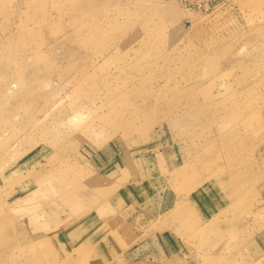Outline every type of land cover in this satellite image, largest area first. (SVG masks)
I'll return each instance as SVG.
<instances>
[{"label": "rangeland", "instance_id": "374dc122", "mask_svg": "<svg viewBox=\"0 0 264 264\" xmlns=\"http://www.w3.org/2000/svg\"><path fill=\"white\" fill-rule=\"evenodd\" d=\"M144 154L188 201L113 228L184 250L108 264H264V0H0V264H101L54 236L123 185L91 162Z\"/></svg>", "mask_w": 264, "mask_h": 264}, {"label": "crops", "instance_id": "0c3cea01", "mask_svg": "<svg viewBox=\"0 0 264 264\" xmlns=\"http://www.w3.org/2000/svg\"><path fill=\"white\" fill-rule=\"evenodd\" d=\"M119 155L108 160L93 161L90 166L96 176L110 178L109 181L114 185L124 182L123 185L108 201L93 211L90 219L81 221L82 227L76 233L77 237L82 236L83 240H73L68 233L55 234V251L70 257L84 247L91 252L95 262L101 264L119 263L125 259L126 262H133L142 255L155 258L158 256L159 242L160 246H164L162 251L164 250L166 258L181 254L184 250L181 240L184 239H180L176 234L174 236L173 233L154 231L145 235L134 225L131 229L127 226L121 231L114 230L113 220L131 204H141L142 196H147L149 201V225L158 218L160 221L165 220L178 209L179 203L184 201L181 196L170 199L172 194L166 192L167 186L158 184V181H163L168 176L165 168L161 167V162H151V157L147 154L122 157ZM193 202L196 203L200 218L204 221H210L215 216L208 207L200 205V200L194 199Z\"/></svg>", "mask_w": 264, "mask_h": 264}]
</instances>
